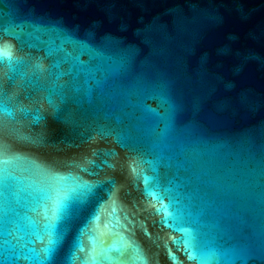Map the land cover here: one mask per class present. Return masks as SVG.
Segmentation results:
<instances>
[{
  "label": "water",
  "instance_id": "water-1",
  "mask_svg": "<svg viewBox=\"0 0 264 264\" xmlns=\"http://www.w3.org/2000/svg\"><path fill=\"white\" fill-rule=\"evenodd\" d=\"M0 264H264V0H0Z\"/></svg>",
  "mask_w": 264,
  "mask_h": 264
},
{
  "label": "snow or ice",
  "instance_id": "snow-or-ice-1",
  "mask_svg": "<svg viewBox=\"0 0 264 264\" xmlns=\"http://www.w3.org/2000/svg\"><path fill=\"white\" fill-rule=\"evenodd\" d=\"M51 251V250H50Z\"/></svg>",
  "mask_w": 264,
  "mask_h": 264
}]
</instances>
